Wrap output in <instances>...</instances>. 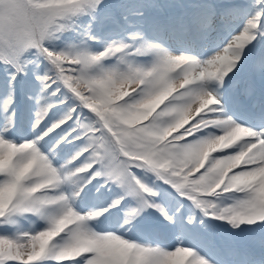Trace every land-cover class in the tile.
<instances>
[{"label": "snow or ice", "instance_id": "1", "mask_svg": "<svg viewBox=\"0 0 264 264\" xmlns=\"http://www.w3.org/2000/svg\"><path fill=\"white\" fill-rule=\"evenodd\" d=\"M0 264H264V0H0Z\"/></svg>", "mask_w": 264, "mask_h": 264}]
</instances>
